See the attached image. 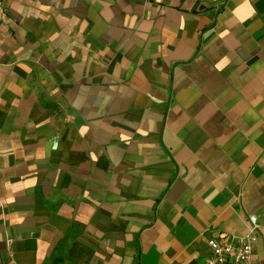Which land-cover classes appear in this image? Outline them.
Here are the masks:
<instances>
[{"label":"crops","instance_id":"obj_1","mask_svg":"<svg viewBox=\"0 0 264 264\" xmlns=\"http://www.w3.org/2000/svg\"><path fill=\"white\" fill-rule=\"evenodd\" d=\"M259 228L264 0H0V264H204Z\"/></svg>","mask_w":264,"mask_h":264},{"label":"built area","instance_id":"obj_2","mask_svg":"<svg viewBox=\"0 0 264 264\" xmlns=\"http://www.w3.org/2000/svg\"><path fill=\"white\" fill-rule=\"evenodd\" d=\"M248 221V231L243 236L207 239L208 253L204 264H248L259 228L255 217H249Z\"/></svg>","mask_w":264,"mask_h":264}]
</instances>
